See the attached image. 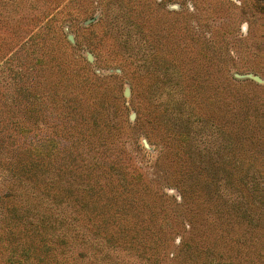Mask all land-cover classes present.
I'll return each mask as SVG.
<instances>
[{
	"label": "rangeland",
	"instance_id": "374dc122",
	"mask_svg": "<svg viewBox=\"0 0 264 264\" xmlns=\"http://www.w3.org/2000/svg\"><path fill=\"white\" fill-rule=\"evenodd\" d=\"M0 264H264V0H0Z\"/></svg>",
	"mask_w": 264,
	"mask_h": 264
}]
</instances>
